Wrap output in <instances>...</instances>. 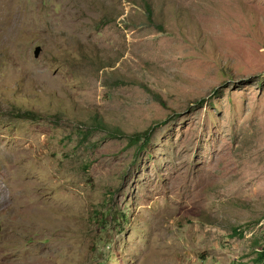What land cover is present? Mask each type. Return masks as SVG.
Wrapping results in <instances>:
<instances>
[{
  "label": "rangeland",
  "instance_id": "rangeland-1",
  "mask_svg": "<svg viewBox=\"0 0 264 264\" xmlns=\"http://www.w3.org/2000/svg\"><path fill=\"white\" fill-rule=\"evenodd\" d=\"M261 246L264 0H0V264Z\"/></svg>",
  "mask_w": 264,
  "mask_h": 264
},
{
  "label": "trees",
  "instance_id": "trees-1",
  "mask_svg": "<svg viewBox=\"0 0 264 264\" xmlns=\"http://www.w3.org/2000/svg\"><path fill=\"white\" fill-rule=\"evenodd\" d=\"M145 5H146V11L149 14V18H152L151 14L153 11H152L151 6L148 5V3ZM92 128H99V129L107 130L111 133V130L108 129L107 126L103 122H99L97 120H96V125H93ZM88 132H89V130L86 131V133H88ZM112 134L122 135V131H120L118 128H115V129H113ZM141 139L143 140L144 144H147L148 140L150 139L149 131H146L144 133H136L133 137L130 138V142L131 143H137V142L141 141ZM234 234H241V233H239L237 230L234 229ZM256 262L258 264H264V246H261L259 248V251L257 252Z\"/></svg>",
  "mask_w": 264,
  "mask_h": 264
},
{
  "label": "water",
  "instance_id": "water-1",
  "mask_svg": "<svg viewBox=\"0 0 264 264\" xmlns=\"http://www.w3.org/2000/svg\"><path fill=\"white\" fill-rule=\"evenodd\" d=\"M39 52H40V47H37L36 50H35V56H38Z\"/></svg>",
  "mask_w": 264,
  "mask_h": 264
},
{
  "label": "bare ground",
  "instance_id": "bare-ground-1",
  "mask_svg": "<svg viewBox=\"0 0 264 264\" xmlns=\"http://www.w3.org/2000/svg\"><path fill=\"white\" fill-rule=\"evenodd\" d=\"M21 194V193H20ZM27 195V194H26ZM20 197H22V196H20ZM22 201V200H21ZM26 201V200H25Z\"/></svg>",
  "mask_w": 264,
  "mask_h": 264
}]
</instances>
